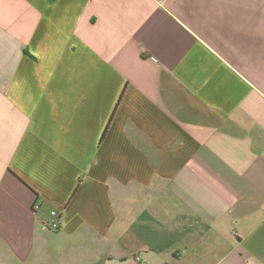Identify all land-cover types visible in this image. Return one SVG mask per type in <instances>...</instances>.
Wrapping results in <instances>:
<instances>
[{
	"label": "crops",
	"instance_id": "crops-1",
	"mask_svg": "<svg viewBox=\"0 0 264 264\" xmlns=\"http://www.w3.org/2000/svg\"><path fill=\"white\" fill-rule=\"evenodd\" d=\"M73 257L264 264V0H0V264Z\"/></svg>",
	"mask_w": 264,
	"mask_h": 264
},
{
	"label": "rangeland",
	"instance_id": "rangeland-1",
	"mask_svg": "<svg viewBox=\"0 0 264 264\" xmlns=\"http://www.w3.org/2000/svg\"><path fill=\"white\" fill-rule=\"evenodd\" d=\"M143 200H147V194L141 195L139 199H137L136 201H129L130 206H132L133 208H137L138 206H140L141 202H143ZM52 242L50 240H46L42 243L43 245V254L45 252V250L49 249L51 246ZM91 250H95V246H91L90 247ZM63 257V254H62ZM69 261H71L72 264H79L78 259L73 257V259L67 258ZM49 259H46V263L47 264H51V261L49 262ZM52 264H58L57 260L56 263H52Z\"/></svg>",
	"mask_w": 264,
	"mask_h": 264
},
{
	"label": "built area",
	"instance_id": "built-area-1",
	"mask_svg": "<svg viewBox=\"0 0 264 264\" xmlns=\"http://www.w3.org/2000/svg\"><path fill=\"white\" fill-rule=\"evenodd\" d=\"M35 207H36V206H35ZM50 214H51V216L54 218V220L51 221V222L48 224V228L51 229V230H53V231H56V230L59 229V222H58V216H59V214H58V212H56L55 210H52V211L50 212ZM135 259H136V261L139 262V264H144L143 262L140 261L139 257H136Z\"/></svg>",
	"mask_w": 264,
	"mask_h": 264
}]
</instances>
